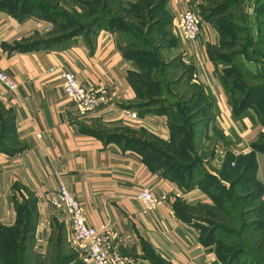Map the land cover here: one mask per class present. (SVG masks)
I'll list each match as a JSON object with an SVG mask.
<instances>
[{
  "label": "crops",
  "instance_id": "0c3cea01",
  "mask_svg": "<svg viewBox=\"0 0 264 264\" xmlns=\"http://www.w3.org/2000/svg\"><path fill=\"white\" fill-rule=\"evenodd\" d=\"M77 1L61 0L57 8L81 14ZM159 1L174 33L161 55L176 65L174 71L182 65L178 80L169 84L184 86L182 111L192 110L197 119L191 123L195 138L187 154L195 161L200 154L193 150H201L205 157L203 143L214 142L209 159L214 167L229 162L232 170L251 162L236 187L248 191L264 214V152L254 149L264 123L253 107L234 108L210 55L215 30L208 24L211 29L191 43L181 28L182 15L200 11L207 0ZM35 9L14 11L0 0V69L19 84L15 92L0 84L1 112L9 124L0 148V229L16 227L18 203L33 201L36 235H71L66 215L49 202L65 186L82 205L89 226L109 228L112 251L128 264H223L216 246L206 244L182 217L198 218L194 210L216 207L212 197L198 184L182 188L147 159L148 144H172L181 132L170 111L175 104L151 105L142 99L134 78L140 68L115 32L93 26L70 36L59 30L51 9L41 4ZM58 70L72 73L102 99L96 112L86 113L66 97ZM134 113L135 120L129 116ZM143 188L164 198V205L146 210L137 199Z\"/></svg>",
  "mask_w": 264,
  "mask_h": 264
},
{
  "label": "rangeland",
  "instance_id": "374dc122",
  "mask_svg": "<svg viewBox=\"0 0 264 264\" xmlns=\"http://www.w3.org/2000/svg\"><path fill=\"white\" fill-rule=\"evenodd\" d=\"M78 1L81 14L57 8L61 0H41L40 3L35 0H1V3L14 11L24 10L26 13L36 12L38 4L48 6L56 13L53 18H56L59 30L67 35L90 30L93 24L115 32L128 56L140 67L134 78L142 99L160 105L175 104V109L170 111H174L172 117L182 127L172 144H152L147 159L186 190L203 183L216 203V207L194 210L192 214L198 218L189 217L187 221L182 216L183 219L195 225L204 242L216 246L223 264H264V214L252 198H248V191L236 187L234 172L239 168L232 171L227 167L228 173L222 177L223 167L216 168L209 160L214 154V142L203 143L206 153L202 155L207 154L205 157L200 156L201 150H193L200 154L195 161L187 154L185 142L190 135L187 128H191L197 119L192 117V110L182 111L184 102L179 97L185 91L184 86L169 84L178 80L182 65L178 64L174 71L176 65L161 55L163 48L168 49L166 41L174 38V33L168 30L171 23L163 11V2L145 0L141 7L140 2L123 5L111 0ZM159 2L160 6H153ZM251 2L207 0L196 14L200 19V35L206 34L207 28L215 30V44L210 48L216 56L234 108L247 104L264 121V0ZM62 4L66 6L65 2ZM245 97L248 102L243 105ZM8 131L9 124L0 107V148L6 145ZM260 141L264 144V135ZM191 176L192 180H189ZM16 209L20 227L9 229L6 235L13 236L17 246L14 249L6 240H0V264H83L70 235H65L64 231L36 235L37 222L33 216L28 222L24 214L32 207H26L20 201ZM21 249H27L23 252V260L12 262L7 255H19Z\"/></svg>",
  "mask_w": 264,
  "mask_h": 264
},
{
  "label": "built area",
  "instance_id": "2783aa9c",
  "mask_svg": "<svg viewBox=\"0 0 264 264\" xmlns=\"http://www.w3.org/2000/svg\"><path fill=\"white\" fill-rule=\"evenodd\" d=\"M180 23L186 39L191 43L196 42L200 36V19L196 12L183 14ZM58 75L64 81V93L68 99L77 102L86 113L91 114L98 110L102 99L97 97L90 87L80 84L70 72L58 70ZM0 84L11 92L17 91L19 87L18 82L1 69ZM129 116L133 120L137 118L136 113ZM137 199L142 202L146 210L157 209L165 203L164 198L159 197L154 190L149 188L139 190ZM49 202L68 218L72 229L70 239L84 264L129 263L127 258L112 251V234L107 226L96 229L88 225L82 205L67 187L61 186L56 193L51 195Z\"/></svg>",
  "mask_w": 264,
  "mask_h": 264
},
{
  "label": "trees",
  "instance_id": "16d2710c",
  "mask_svg": "<svg viewBox=\"0 0 264 264\" xmlns=\"http://www.w3.org/2000/svg\"><path fill=\"white\" fill-rule=\"evenodd\" d=\"M77 2H79V1H77ZM146 1L145 0H141V2H140V4H141V7H143V5H144V3H145ZM40 6V5H39ZM35 8V7H34ZM46 8H49L48 6H46ZM142 10H144L143 8H142ZM95 27L96 25H92L91 27ZM80 34V33H79ZM72 36H73V34H71ZM70 35V36H71ZM74 35H77V34H74ZM211 50V49H210ZM210 55H211V57L216 61V63H217V59H216V56L212 53V51H210ZM157 56V55H156ZM140 68V67H139ZM148 100V99H147ZM248 102V98H244L243 99V102H242V104L243 105H245L246 103ZM147 103L148 104H151V105H154V104H158V103H155L154 101H152V100H150V101H147ZM248 105L246 104L245 106H243V107H240L239 109H243V108H246ZM238 110V109H237ZM192 119L190 118V122H192L191 121ZM264 121H262V123H263ZM193 126H191V128H187L188 130H189V138L186 140V148H187V146H190V148H189V150L190 149H193V147H192V140H193V138H195V131H193V128H192ZM184 131V130H183ZM182 131V132H183ZM118 138V137H117ZM116 138V139H117ZM153 144H156V143H153ZM151 145L152 144H148L147 145V147H146V151L148 152V151H150L151 149H150V147H151ZM3 148V147H2ZM254 149L256 150V151H262V152H264V144L261 142V141H259L256 145H254ZM154 154H156L155 152H153ZM249 161V160H248ZM231 164V163H230ZM228 165H229V162H227L226 163V165H225V167L223 168L224 170L222 171V173H221V175H222V177L223 178H225L226 177V175H227V173H228V171H227V167H228ZM192 167H194V166H192ZM251 167V162H247V163H243V165H241V167H239V169L237 170V171H235L234 172V174L236 175V182L243 176V174L244 173H246L248 170H249V168ZM189 180H192V176L190 177V179ZM199 186L200 187H202V188H204L206 191H207V188H206V186L203 184V183H199ZM207 193H208V191H207ZM258 193H256L255 195H257ZM254 196V195H253ZM249 199H251L252 198V195L250 194V196L248 197ZM34 202L33 201H31L30 203H29V205H26L25 203V206L26 207H30L32 204H33ZM30 212L31 211H29L28 209H26L25 211H24V214L26 215V218H28V222L30 221L29 220V217H30ZM18 216H19V214H18ZM31 218V217H30ZM30 225V224H29ZM18 226H19V221H18V224L16 225V227H14V228H18ZM20 227V226H19ZM29 227V226H28ZM9 229H0V240H6L9 244H11L12 246H13V248L15 249L16 248V246H17V243L14 241V238H13V236L11 237V235H6V232L8 231ZM206 243V242H205ZM25 244V243H24ZM206 244H208V243H206ZM22 250V253L21 254H19V255H16V254H13V253H9L7 256L9 257V259L12 261V262H15V260L17 259V260H19V261H22L23 260V252H24V250L25 249H21ZM218 257H219V259H220V261L223 263V260H222V257L220 256V254H218ZM80 259V258H79Z\"/></svg>",
  "mask_w": 264,
  "mask_h": 264
}]
</instances>
